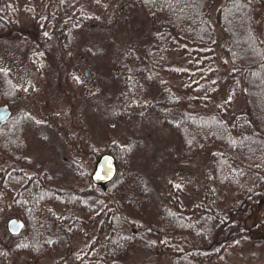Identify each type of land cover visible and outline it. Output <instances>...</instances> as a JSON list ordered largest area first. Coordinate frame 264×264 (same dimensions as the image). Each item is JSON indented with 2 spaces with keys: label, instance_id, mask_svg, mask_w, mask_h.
<instances>
[{
  "label": "trees",
  "instance_id": "obj_1",
  "mask_svg": "<svg viewBox=\"0 0 264 264\" xmlns=\"http://www.w3.org/2000/svg\"><path fill=\"white\" fill-rule=\"evenodd\" d=\"M134 10L149 30L112 60L120 70L112 73L114 119L130 126L135 118L157 116L178 138L182 158L207 153V168L193 188L170 182L152 208L131 147L107 134L89 159L93 167L102 153H112L114 179L64 190L26 156L21 123L10 130L11 117L0 124V225L8 216L23 220L13 250L35 263L126 264L146 241L168 252L169 264H214L264 238V0H0V31L15 29L24 14L38 22L40 38L47 30L69 49L89 26L106 17L113 25ZM40 42L33 41L29 56L37 74L48 60ZM218 50L227 57L231 96L215 103ZM21 97L28 95L0 69V103L14 106ZM238 97L245 107L233 112ZM71 165L77 179L90 180V170ZM47 225L58 235L46 236ZM74 238L83 243L71 251Z\"/></svg>",
  "mask_w": 264,
  "mask_h": 264
},
{
  "label": "rangeland",
  "instance_id": "obj_2",
  "mask_svg": "<svg viewBox=\"0 0 264 264\" xmlns=\"http://www.w3.org/2000/svg\"><path fill=\"white\" fill-rule=\"evenodd\" d=\"M34 4L40 0H32ZM41 5L39 4V8ZM125 17L124 8L120 9ZM139 11L127 14L126 19L107 24V17L97 25H91L78 35L70 48H63L53 33L46 30V38H40L38 22L19 16L15 29L0 31V69L11 72L13 80L23 94L14 106L12 116H27L24 141L26 156L49 174V183L64 190L91 186L90 180L74 176L72 162L79 165L81 173L93 169L89 154L99 151L105 137L111 134L118 143L131 147L134 167L143 175L150 191L152 208L162 202V194L169 183L193 188L199 185L208 165V155L195 154L182 158L178 138L163 128L159 118L152 114L135 118L130 126L114 119V83L112 73H120L112 64L118 52L130 42L143 39L148 23ZM49 35V36H47ZM41 40L48 56L37 74L30 53L33 41ZM224 51L218 50V77L220 80L215 103L231 96L229 70ZM172 61V60H171ZM168 76V75H167ZM173 82L174 79H171ZM5 104L1 102L0 105ZM238 97L231 111L244 110ZM22 112V113H21ZM15 118L10 130L17 125ZM0 152V168L2 167ZM17 215L8 216L0 225V264H52L54 259L45 258L33 262L25 255H17L16 236L10 235L6 223ZM133 228V227H132ZM133 231H137L133 228ZM46 236L58 235L46 226ZM71 251L82 245L80 238L71 240ZM132 250L126 264H169L170 254L150 249L141 241ZM253 247L235 248L228 258L222 257L214 264H264V238ZM4 260V261H3Z\"/></svg>",
  "mask_w": 264,
  "mask_h": 264
},
{
  "label": "water",
  "instance_id": "obj_3",
  "mask_svg": "<svg viewBox=\"0 0 264 264\" xmlns=\"http://www.w3.org/2000/svg\"><path fill=\"white\" fill-rule=\"evenodd\" d=\"M11 116V109L8 104L0 105V123L5 122ZM117 173L116 160L113 154L109 152L102 153L97 159L91 180L100 186H105L111 182ZM24 227V222L18 218H11L6 223V229L11 235L19 234Z\"/></svg>",
  "mask_w": 264,
  "mask_h": 264
},
{
  "label": "flooded vegetation",
  "instance_id": "obj_4",
  "mask_svg": "<svg viewBox=\"0 0 264 264\" xmlns=\"http://www.w3.org/2000/svg\"><path fill=\"white\" fill-rule=\"evenodd\" d=\"M22 113V112H21ZM24 114V113H23ZM16 119H17V123H21V128H20V135H21V137H22V142H21V145H23V149H24V152L26 153V151H27V147L25 146V141H24V130H25V128L27 127V121H28V119H26L27 118V116H24V115H22V114H20L19 113V115L18 116H16L15 117ZM1 124V123H0ZM93 171V170H92ZM92 171H91V173H92ZM91 173H90V176H91ZM1 177H2V175H1V172H0V195H1V185H2V181H1ZM90 182L91 183H93V184H95L92 180H91V178H90ZM95 185H97V184H95ZM21 233V232H20ZM20 233L19 234H17V235H12V236H18V235H20Z\"/></svg>",
  "mask_w": 264,
  "mask_h": 264
}]
</instances>
